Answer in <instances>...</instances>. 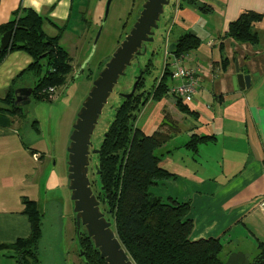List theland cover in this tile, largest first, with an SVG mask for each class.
I'll return each mask as SVG.
<instances>
[{"label": "crops", "instance_id": "1", "mask_svg": "<svg viewBox=\"0 0 264 264\" xmlns=\"http://www.w3.org/2000/svg\"><path fill=\"white\" fill-rule=\"evenodd\" d=\"M198 2L209 5L212 11L200 12L183 0H176L175 8L178 35L194 30L201 39V44L180 61L188 59L185 68L201 67L196 98L189 104L179 97L196 113L177 116L180 131L167 143L176 150L165 154L160 162L176 178L163 180L154 191L163 198L174 196L190 202L195 221L193 239L221 237L224 263L247 264L256 253V240L249 232L264 241V213L258 207L264 198V18L254 25L259 36L256 43L237 41L225 32L243 10L264 13V0ZM179 3H183L181 8ZM28 7L44 17L43 29L48 35H61V44L69 33L74 0H0V25L15 15L20 17ZM171 32L167 34L170 43L178 36ZM32 60L26 51L13 49L0 61V105L7 103L11 87H33L34 81L15 85L16 76L26 71ZM237 68L250 76L249 87L235 89ZM148 103L151 106L144 107L136 122L143 131L151 134L157 130L164 115L176 120L175 98L158 102L150 99ZM14 124L0 113V264H18L5 244L28 237L31 232L28 215L22 212V196L34 198L29 187L31 179L27 174L18 176L9 171L10 166L28 165L24 155V162L17 163L19 157L11 151L24 148ZM191 131L214 137L200 142L193 151L186 146ZM181 136L184 138L179 140Z\"/></svg>", "mask_w": 264, "mask_h": 264}, {"label": "trees", "instance_id": "2", "mask_svg": "<svg viewBox=\"0 0 264 264\" xmlns=\"http://www.w3.org/2000/svg\"><path fill=\"white\" fill-rule=\"evenodd\" d=\"M183 1L196 6L200 12L212 11L209 5L199 3L198 0ZM22 13L20 17L15 15L12 20L0 25V35L8 30L13 32L10 48L0 51V61L9 50L26 51L33 58L27 67L35 76L32 99L38 102L51 101L55 88L64 85L74 70L72 58L68 50L60 44V34L48 35L44 31V17L39 12L28 7L24 8ZM263 18L264 13L243 10L230 22L225 34L240 42L256 43L259 36L254 30V25ZM166 21L167 19H163L159 28L168 33L172 18L164 27ZM173 41L176 47L168 53L174 58L177 73L182 56L196 49L201 44V39L195 33L184 32ZM224 63L226 67V61ZM144 71L146 72L142 70L139 81L144 79ZM168 73L169 66L165 65L161 77L151 86L152 94L145 99V104H141L140 96L132 95L116 107L110 126L95 154L97 168L90 167L89 175H96L95 182L99 183L96 195L100 200L101 209L136 264H225L224 243L221 237L191 238L193 222L189 217L191 209L189 202L172 197L163 198L150 191L151 186L165 179L176 178L174 174L161 167L160 162L165 154L172 152V147L167 146V142L174 133L180 131V125L164 128L166 125L164 122L161 128L147 134L136 125L138 113L144 109L148 100L158 102L168 97L175 98V105L184 113L195 112L183 104L175 93H170L172 88L166 81ZM176 73H173L174 77L177 76ZM14 88L11 87L8 92L7 103L0 105V113L5 114L9 124L22 115L21 109L14 104ZM36 123L37 120H33L31 125L38 130ZM211 137L213 139L214 136ZM209 139L208 136L197 135L191 131L186 146L197 151L198 144ZM21 142L36 159V149L27 145L22 136ZM96 170L99 171L98 174ZM22 203L24 206L22 212L29 218L30 235L5 244V247L11 250L18 264H41L36 251L42 236L43 212L38 208L34 198L22 196ZM79 234L81 248L85 251L88 264H106L83 226ZM249 235L256 240V253L247 264H264V241L253 232H249ZM76 247L80 262L84 264L77 242Z\"/></svg>", "mask_w": 264, "mask_h": 264}, {"label": "rangeland", "instance_id": "3", "mask_svg": "<svg viewBox=\"0 0 264 264\" xmlns=\"http://www.w3.org/2000/svg\"><path fill=\"white\" fill-rule=\"evenodd\" d=\"M144 1L113 0L93 51V43L102 25L107 0H74L73 14L68 24L69 33L61 41V44L66 47L71 55L74 70L64 85L55 88L51 101L38 102L31 99L29 104L19 107L22 115L15 119L14 127L20 132L25 143L36 149L37 158L35 159L31 155L29 149H24L21 146L12 149L11 151L19 157L17 163L24 162V155L28 160V165L10 166L9 171L18 176L27 174L30 177V193L36 199L38 208L43 212L42 236L36 251V256L40 259L41 264H81V258L76 247L75 212L68 180L67 148L70 143V135L73 131L76 114L93 80L132 28ZM169 33L172 32L169 31ZM169 33L164 32L162 28L155 30L154 40L147 43V51L141 56L140 63L135 65L136 60H134V65L128 66L126 74L121 76L115 85L92 135L90 167L96 165V153L93 151H97L100 146L113 119L115 109L121 103L120 94L132 90L137 81L135 79L143 69L146 70L143 73H145L144 85L147 89L151 88L155 81L161 77L166 63H168L170 70L166 78L168 85L172 87L180 84V77L173 75L176 73L174 58L168 53V47L171 44L170 38L167 36ZM179 33L180 31L177 29L173 31V35ZM149 63L152 64L148 66ZM187 64L188 59H184L182 63H178V66L186 67ZM82 67L83 69L80 70ZM78 71L79 73L76 75ZM34 79L33 71L29 69L16 76L15 85L32 83ZM184 79L189 80L190 76L185 75ZM199 90L203 91V89ZM195 95L192 101L196 98ZM149 104L147 102L145 108L151 106ZM141 113L142 111L138 113L139 116ZM182 114L184 112L177 107L176 116H174L176 121L172 120L170 116L164 115L160 128L164 122H166L164 128L166 126L178 127L180 119L177 116ZM165 117L168 118L165 119ZM33 120H37L38 130L31 125ZM197 135L208 136L210 140L212 138L209 134L197 133ZM182 138L184 136L179 137V140ZM167 146L169 145L167 144ZM175 150L172 147V151L175 152ZM172 153L169 154V157ZM89 177L93 191L97 194L99 183L95 182L96 175L91 174ZM156 186H151L150 191L160 196L154 191ZM172 198L175 197L172 196ZM191 212L190 209L189 217L193 222L192 234L195 230V221ZM191 238L193 239L192 236Z\"/></svg>", "mask_w": 264, "mask_h": 264}, {"label": "water", "instance_id": "4", "mask_svg": "<svg viewBox=\"0 0 264 264\" xmlns=\"http://www.w3.org/2000/svg\"><path fill=\"white\" fill-rule=\"evenodd\" d=\"M112 1L107 0L106 2L102 25L93 43V51L106 21ZM175 5L176 1L171 0L144 1L139 16L132 28L107 59L98 76L93 80L76 114L73 131L70 135V143L67 148V164L69 189L71 200L73 201L77 228L78 240L76 241H78L79 253L84 260V264H88V262L85 259V251L82 250L79 239L81 226L87 231V235L91 238L94 247L99 251L100 257L106 264H136L117 237L112 228V223L106 218L105 212L101 209L100 200L91 186L89 177L90 146L99 116L108 98L114 91L115 85L119 82L120 77L126 74L128 66L140 63L141 56L147 51V43L153 42L155 30L159 29L160 22L163 19H167L163 24L164 27L169 22L173 15L171 7L173 8ZM190 32L195 33L193 30H190ZM12 36L13 32L11 30L0 35V51H4L9 47ZM174 47H176V44L171 43L168 47V52H171ZM134 60H136V63L133 64ZM82 69L83 67L80 70ZM140 77L141 73L136 78L137 81L133 85L132 90L129 93H121L120 96H132ZM233 83L235 89L249 87L250 76L239 72V68H237V74L233 77ZM32 92L33 87L29 86L15 88V106L21 107L29 104L32 99ZM93 152L97 153L98 149ZM95 167L97 168L96 165ZM96 172L97 174L99 173L98 170Z\"/></svg>", "mask_w": 264, "mask_h": 264}, {"label": "built area", "instance_id": "5", "mask_svg": "<svg viewBox=\"0 0 264 264\" xmlns=\"http://www.w3.org/2000/svg\"><path fill=\"white\" fill-rule=\"evenodd\" d=\"M200 69L201 67H198V66H194L190 68L179 66L177 68L176 75L181 78V82L180 84L175 85V87L172 88V92L175 93L178 97H180L184 101L188 102L189 104L192 103V99L195 95L196 85H197L196 78H197V75ZM207 69L209 71H212V68L210 65L207 66ZM185 75L190 76V79L189 80L184 79ZM258 207L264 213V198H262L259 201Z\"/></svg>", "mask_w": 264, "mask_h": 264}, {"label": "flooded vegetation", "instance_id": "6", "mask_svg": "<svg viewBox=\"0 0 264 264\" xmlns=\"http://www.w3.org/2000/svg\"><path fill=\"white\" fill-rule=\"evenodd\" d=\"M180 4H181V6H182V3H179V8H181V6H180ZM177 3H176V5H175V7H174V9H173V15H172V22H171V24H170V27H169V31H171V30H173L174 28H176V22H175V17H176V15H175V8L177 7ZM194 31V30H193ZM187 32H189V33H192V32H190V30L189 31H187ZM166 65H168V63H166ZM174 66H175V64H174ZM141 78V77H140ZM135 80H137V79H135ZM140 80V79H139ZM138 80V82H137V86H136V90H135V92L133 93V95H138V96H140L141 97V104L143 105V104H145V99H147L148 97H150L151 96V94H152V87L151 88H146V86L144 85V83H145V79H142L141 81H139ZM131 90V89H130ZM129 90V91H130ZM129 91H127L128 93H129ZM126 92V93H127ZM139 97V98H140ZM127 99V98H129V97H125V96H121V102L124 100V99ZM153 100V99H152ZM149 101V100H148ZM75 219V218H74ZM75 221V220H74ZM75 239L76 240H78L77 239V235L75 236ZM77 243H78V241H76Z\"/></svg>", "mask_w": 264, "mask_h": 264}]
</instances>
